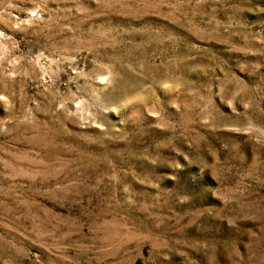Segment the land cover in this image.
Listing matches in <instances>:
<instances>
[{
  "label": "rangeland",
  "instance_id": "obj_1",
  "mask_svg": "<svg viewBox=\"0 0 264 264\" xmlns=\"http://www.w3.org/2000/svg\"><path fill=\"white\" fill-rule=\"evenodd\" d=\"M0 264H264V0H0Z\"/></svg>",
  "mask_w": 264,
  "mask_h": 264
}]
</instances>
